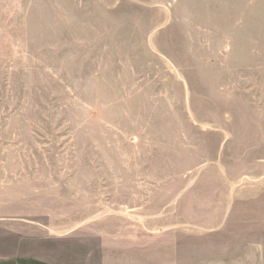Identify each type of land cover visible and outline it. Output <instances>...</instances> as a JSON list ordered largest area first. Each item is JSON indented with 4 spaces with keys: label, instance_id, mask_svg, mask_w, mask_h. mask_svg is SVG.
Listing matches in <instances>:
<instances>
[{
    "label": "rangeland",
    "instance_id": "rangeland-1",
    "mask_svg": "<svg viewBox=\"0 0 264 264\" xmlns=\"http://www.w3.org/2000/svg\"><path fill=\"white\" fill-rule=\"evenodd\" d=\"M261 54L264 0H0V261L253 264L232 71Z\"/></svg>",
    "mask_w": 264,
    "mask_h": 264
},
{
    "label": "crops",
    "instance_id": "crops-1",
    "mask_svg": "<svg viewBox=\"0 0 264 264\" xmlns=\"http://www.w3.org/2000/svg\"><path fill=\"white\" fill-rule=\"evenodd\" d=\"M248 60L250 59L246 56L244 65L240 64L239 67L237 58L234 59L232 71V80L234 74L236 76L232 91L237 170L236 188L241 224L246 225V233L249 231L257 234V249H254L252 253L248 252V263L252 257L253 264L254 262L264 264V259L261 258L264 255V247L262 250L259 245V234L264 233V87L260 86L262 83L258 85L259 82L264 81V56L262 54L257 58L254 56L251 60L257 61L250 63V66ZM255 256H257L256 260ZM140 258L136 256L134 261L121 263L115 257L112 259L104 257L100 264H149L148 261H140ZM0 264L55 263L38 256L21 255L20 257L5 258L0 261ZM171 264H180V260L177 263L174 260Z\"/></svg>",
    "mask_w": 264,
    "mask_h": 264
}]
</instances>
